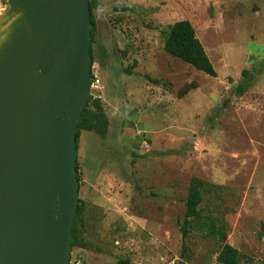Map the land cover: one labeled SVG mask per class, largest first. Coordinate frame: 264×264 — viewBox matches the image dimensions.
<instances>
[{
	"label": "rangeland",
	"instance_id": "rangeland-1",
	"mask_svg": "<svg viewBox=\"0 0 264 264\" xmlns=\"http://www.w3.org/2000/svg\"><path fill=\"white\" fill-rule=\"evenodd\" d=\"M94 1L89 96L108 127L80 133L84 211L69 264H219L217 241L182 236L194 177L216 188L202 216L226 223L242 264H264V0ZM182 20L215 78L164 51Z\"/></svg>",
	"mask_w": 264,
	"mask_h": 264
},
{
	"label": "water",
	"instance_id": "water-1",
	"mask_svg": "<svg viewBox=\"0 0 264 264\" xmlns=\"http://www.w3.org/2000/svg\"><path fill=\"white\" fill-rule=\"evenodd\" d=\"M0 33V264H69L89 0H7Z\"/></svg>",
	"mask_w": 264,
	"mask_h": 264
},
{
	"label": "trees",
	"instance_id": "trees-1",
	"mask_svg": "<svg viewBox=\"0 0 264 264\" xmlns=\"http://www.w3.org/2000/svg\"><path fill=\"white\" fill-rule=\"evenodd\" d=\"M96 6L94 0H89L91 33H90V74L92 68V49L93 34L96 28V21L93 14V10ZM165 36L163 49L170 56L178 59L195 70L212 78L216 77V71L211 63L208 55L206 54L202 44L196 37L195 30L191 23L187 20L175 22L167 32L163 33ZM129 72V71H128ZM246 74V71H243ZM91 79L93 75L91 74ZM195 89V85L190 83L184 87L181 91V95L184 96L191 90ZM242 90H239L241 94ZM108 119L104 114L103 108L99 100H93L89 96L88 101L80 113L79 121L76 125L75 131V175L78 186H80V179L77 167V148L81 132H94L101 137L107 135ZM213 185L206 183L199 178H192L190 180L187 196L185 199V213L184 221L182 223V236L185 239L191 232L198 233L204 238L213 239L218 242L220 250L216 257V261L219 264H242L241 255L239 251L227 243V231L228 227L223 221L216 220V218L208 215L202 216L201 204L204 199V194L213 189ZM216 189V188H215ZM84 211V203L80 199L77 200V206L74 214L72 229L70 250L75 246L78 225L81 222ZM259 237H264V224L261 226V232ZM116 264H130L128 260H119Z\"/></svg>",
	"mask_w": 264,
	"mask_h": 264
},
{
	"label": "bare ground",
	"instance_id": "bare-ground-1",
	"mask_svg": "<svg viewBox=\"0 0 264 264\" xmlns=\"http://www.w3.org/2000/svg\"><path fill=\"white\" fill-rule=\"evenodd\" d=\"M5 1L6 0H0V33H2L7 27V26H3V24L1 25L4 16L6 15L8 10V5L5 3Z\"/></svg>",
	"mask_w": 264,
	"mask_h": 264
},
{
	"label": "built area",
	"instance_id": "built-area-1",
	"mask_svg": "<svg viewBox=\"0 0 264 264\" xmlns=\"http://www.w3.org/2000/svg\"><path fill=\"white\" fill-rule=\"evenodd\" d=\"M98 83H99V81L97 80V79H92L91 80V84H90V87L91 88H95V87H97L98 86Z\"/></svg>",
	"mask_w": 264,
	"mask_h": 264
}]
</instances>
